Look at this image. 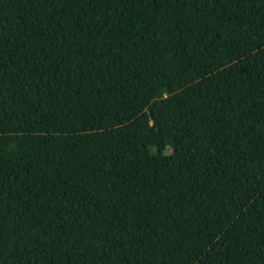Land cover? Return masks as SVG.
<instances>
[{"label":"trees","instance_id":"obj_1","mask_svg":"<svg viewBox=\"0 0 264 264\" xmlns=\"http://www.w3.org/2000/svg\"><path fill=\"white\" fill-rule=\"evenodd\" d=\"M0 264H264V0H0Z\"/></svg>","mask_w":264,"mask_h":264}]
</instances>
